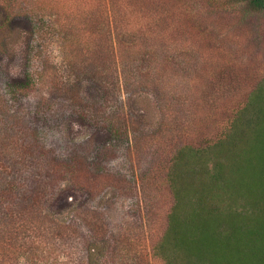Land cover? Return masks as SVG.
<instances>
[{
	"label": "trees",
	"instance_id": "16d2710c",
	"mask_svg": "<svg viewBox=\"0 0 264 264\" xmlns=\"http://www.w3.org/2000/svg\"><path fill=\"white\" fill-rule=\"evenodd\" d=\"M228 3L264 14V0ZM0 9V53L14 22L26 19L33 62L23 80L0 89V264H94L95 244L51 208L67 183L93 196L117 188L102 162L119 142L131 143V154L143 159L135 188L162 181L172 198L153 256L165 264H264V78L223 131L205 138L200 126L209 111L199 109L217 94L225 98L226 88L214 91L211 78L197 87L200 51L170 43L164 18L153 15L148 0H0ZM54 38L71 74L95 84L101 102L84 101L77 81L60 76L45 53ZM144 90L154 93L164 114L163 126L151 134L122 100ZM36 93L40 114L63 98L109 140L55 155L18 109Z\"/></svg>",
	"mask_w": 264,
	"mask_h": 264
},
{
	"label": "rangeland",
	"instance_id": "374dc122",
	"mask_svg": "<svg viewBox=\"0 0 264 264\" xmlns=\"http://www.w3.org/2000/svg\"><path fill=\"white\" fill-rule=\"evenodd\" d=\"M148 6L155 17L164 18L165 34L170 43L177 41L200 51L201 58L196 59L197 87L201 80L211 78L216 86L214 91H220L222 86L226 88L225 98L217 94L218 100L202 107L205 111L199 109V114L206 115L207 109L209 111L199 134L215 139L235 110L245 104L258 81L264 78V14L245 13L238 6L232 7L228 0H148ZM224 8L229 11L222 10ZM3 18L4 11L0 9V20ZM13 27V36L6 50L0 53L1 90L10 80H23L33 65L28 59L30 37L26 32L31 31L29 22L17 19ZM45 53L60 76L74 78L63 59L59 39H52ZM74 79L84 101H102L101 90L95 84L84 78ZM40 99L37 93L23 98L18 109L31 125L42 130L55 155H73L77 145L88 140L97 145L109 140L106 130L81 120L74 112L75 106L63 98L53 99L52 107L40 114ZM122 100L126 110L142 121L144 133L161 129L164 114L153 92L124 94ZM115 144L118 151L107 156L102 165L104 171L120 182L118 187L93 196L67 183L51 212L61 222L72 220L74 229L95 244L94 264H165L153 256V244L165 228L172 202L168 187L158 181L138 191L135 182L141 174L143 159L131 154V143ZM90 154L94 156L93 150ZM96 228L100 230L94 239Z\"/></svg>",
	"mask_w": 264,
	"mask_h": 264
}]
</instances>
